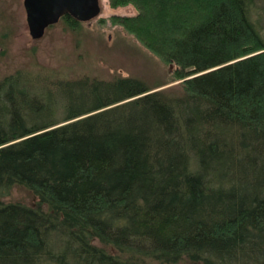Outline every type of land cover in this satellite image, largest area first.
Segmentation results:
<instances>
[{
	"label": "trees",
	"instance_id": "16d2710c",
	"mask_svg": "<svg viewBox=\"0 0 264 264\" xmlns=\"http://www.w3.org/2000/svg\"><path fill=\"white\" fill-rule=\"evenodd\" d=\"M110 2L137 7L120 20L177 64L186 91L1 79L0 264H264L257 0ZM15 184L36 205L5 202Z\"/></svg>",
	"mask_w": 264,
	"mask_h": 264
},
{
	"label": "rangeland",
	"instance_id": "374dc122",
	"mask_svg": "<svg viewBox=\"0 0 264 264\" xmlns=\"http://www.w3.org/2000/svg\"><path fill=\"white\" fill-rule=\"evenodd\" d=\"M257 2L259 14L256 12L255 19L264 36V0ZM100 3L101 12L92 19H77L72 25L61 17L42 36L34 37L25 0H0V80L12 74L24 75L34 84L83 76L108 81L131 76L143 80L152 91L183 94L185 78L178 75L177 64L152 51L137 32L120 20L138 15L137 7L133 3L113 6L110 0ZM2 199L37 203L34 193L19 184L13 185ZM113 252L131 256L117 249ZM139 260L143 264H172L152 258ZM173 264L191 263L186 259Z\"/></svg>",
	"mask_w": 264,
	"mask_h": 264
},
{
	"label": "water",
	"instance_id": "95a60500",
	"mask_svg": "<svg viewBox=\"0 0 264 264\" xmlns=\"http://www.w3.org/2000/svg\"><path fill=\"white\" fill-rule=\"evenodd\" d=\"M28 21L34 37H40L45 29L70 14L78 20H90L101 12L100 0H25Z\"/></svg>",
	"mask_w": 264,
	"mask_h": 264
},
{
	"label": "flooded vegetation",
	"instance_id": "af4514ba",
	"mask_svg": "<svg viewBox=\"0 0 264 264\" xmlns=\"http://www.w3.org/2000/svg\"><path fill=\"white\" fill-rule=\"evenodd\" d=\"M63 17V16H62Z\"/></svg>",
	"mask_w": 264,
	"mask_h": 264
}]
</instances>
